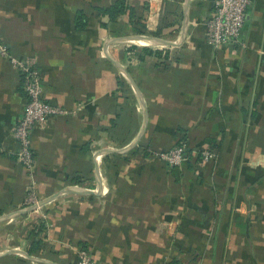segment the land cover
<instances>
[{"label":"crops","instance_id":"obj_1","mask_svg":"<svg viewBox=\"0 0 264 264\" xmlns=\"http://www.w3.org/2000/svg\"><path fill=\"white\" fill-rule=\"evenodd\" d=\"M113 1L0 0V42L11 56L33 59L43 98L62 109L33 129L34 166L26 170L12 137L26 96L19 72L0 56V217L8 214L0 264H47L24 254L76 264L81 246L100 264H264V0L247 8L239 41L219 47L204 37L214 0H189L181 41L184 0H125L145 33L128 12L104 26L97 8ZM78 12L87 18L82 30ZM142 128L133 147L107 151ZM207 137L218 154L193 170L182 164L175 172L142 150L181 141L201 150ZM31 188L43 204L19 213ZM40 222L36 255L28 234Z\"/></svg>","mask_w":264,"mask_h":264},{"label":"built area","instance_id":"obj_2","mask_svg":"<svg viewBox=\"0 0 264 264\" xmlns=\"http://www.w3.org/2000/svg\"><path fill=\"white\" fill-rule=\"evenodd\" d=\"M252 0H214V10L204 22L205 41L219 47L224 44L238 42L247 8ZM0 56L7 57L12 66L19 72L22 90L26 96L22 116L12 131V137L18 144L16 160L28 171L34 166L31 133L35 128H44L49 117L61 113L62 109L52 106L42 96V75L33 59H19L8 53L6 46L0 42ZM186 143L179 142L167 150L149 149L148 154L169 167H181L186 157ZM201 161L215 158V153L205 147L200 150ZM25 205L37 204L33 189H29L24 199ZM76 264H100L96 262L91 253L84 247L76 251ZM157 264H167L159 262Z\"/></svg>","mask_w":264,"mask_h":264},{"label":"trees","instance_id":"obj_3","mask_svg":"<svg viewBox=\"0 0 264 264\" xmlns=\"http://www.w3.org/2000/svg\"><path fill=\"white\" fill-rule=\"evenodd\" d=\"M203 3L201 2H197V6H202ZM169 9H167V12L169 13H173L170 6H168ZM214 10V2H213V8ZM97 10L103 14L105 17H107V20L105 22L107 23H103L104 26H107L108 23H110L111 25L113 23L116 22L117 20V17L120 15V14H123L125 12H128L130 17H131V20L130 22L131 23H135V26H133V28L135 29L136 32H141V33H145V26L144 24L141 22L140 23V16L137 15L135 13V11L133 10L132 7H130L125 0H115L113 1L109 6H106V7H103V8H97ZM140 20V21H139ZM74 22H75V26L82 30L84 29L85 25H86V22H87V18L86 16L82 13V12H78V14L75 16L74 18ZM115 33H118V32H115ZM129 48H135L134 46H130ZM143 51L145 52V54H148V53H151L152 50L148 47H145L143 48ZM158 51L156 52L155 51V54H157ZM128 139L127 138H124L123 142H126ZM204 143H208L209 145V149L211 151H213L216 155L218 154L217 153V144L215 143L216 142V139L213 138V137H207L205 138L204 140ZM122 142V143H123ZM137 148H134L131 150V152H137ZM149 149H153V148H150V147H143L142 150L143 152L146 154V155H149L148 154V150ZM195 151V152H194ZM194 154H193V153ZM121 153H113V156H120ZM186 159L184 160V162L182 164H184V166L187 167V169H191L193 170L195 168V165H196V162L198 161H201L202 158H201V153H200V149L198 147H187L186 149ZM178 168L180 167H172V169L175 171V172H179ZM74 181L76 182H79L81 180H79L78 176L74 177L73 178ZM45 230V226L43 223H39L36 227H34L33 229H31L29 231V234H28V239L30 241V244H29V248H28V252L31 253V254H36V255H40L41 253H39V250L40 248L42 247L43 245V232ZM22 262L24 264L27 263L26 260H22ZM168 264V263H167Z\"/></svg>","mask_w":264,"mask_h":264},{"label":"water","instance_id":"obj_4","mask_svg":"<svg viewBox=\"0 0 264 264\" xmlns=\"http://www.w3.org/2000/svg\"><path fill=\"white\" fill-rule=\"evenodd\" d=\"M188 3H189V0H184L185 17H184V22H183L182 34H181V37H180V39L178 41H181L183 39L184 34L186 32V25H187V7H188ZM144 38L146 39V41L148 43H151V44H161V45H174V44H177L176 42H172V41H169V40H164V39L157 38V37H148V36L145 37L144 36ZM114 41H134V40L131 39L130 37H116V38H112V40H111V42H114ZM116 66L127 77L129 83L132 85L133 89L135 90V92H136V94H137V96L139 98V101H140L141 105L143 107H145V104H144V102H143V100H142V98H141V96L139 94V91H138L135 83L130 78V76L127 74L126 70L121 65H119L117 63H116ZM146 121H147V116H146V111H144V126L146 124ZM144 126H143V128H144ZM143 128L141 129V132L138 134V136L136 137V139L133 140L130 144H128L124 148H121V149H109L107 151L108 152H124V151L128 150L129 148L133 147L137 143L138 139L140 138V135L142 134V132L144 130ZM97 171H98V168H97ZM99 180H100V176H99ZM78 189L82 190V193L83 194H92V193H94L93 190H90V189H87V188H78ZM69 190H66V191H69ZM55 195L51 196L46 201L50 200L51 198H54ZM46 201H44V202H46ZM42 204H43L42 201L41 202H38L35 205H31V206L25 208L24 210L19 211V213L32 211V210L36 209L37 207H39ZM7 217H8V214H4L3 216L0 217V220H3L5 218H7ZM24 255H26L29 259L34 260V261H38V262H42V263H47V264H55V263L50 262V261H47L45 259L36 258V257L31 256V255H28V254H24Z\"/></svg>","mask_w":264,"mask_h":264}]
</instances>
